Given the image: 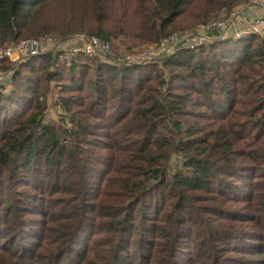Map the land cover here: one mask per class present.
Returning <instances> with one entry per match:
<instances>
[{
  "label": "trees",
  "instance_id": "obj_1",
  "mask_svg": "<svg viewBox=\"0 0 264 264\" xmlns=\"http://www.w3.org/2000/svg\"><path fill=\"white\" fill-rule=\"evenodd\" d=\"M56 1L0 0V46L61 33ZM248 1L134 5L161 37L189 10ZM236 37L181 40L157 61L166 73L54 51L0 59V264H264V32ZM52 81L65 117L45 122Z\"/></svg>",
  "mask_w": 264,
  "mask_h": 264
},
{
  "label": "rangeland",
  "instance_id": "obj_2",
  "mask_svg": "<svg viewBox=\"0 0 264 264\" xmlns=\"http://www.w3.org/2000/svg\"><path fill=\"white\" fill-rule=\"evenodd\" d=\"M253 5L255 4L250 0L237 7L232 12H223L210 18L225 19L236 12V15H238L236 24L242 26L246 22L245 16L250 15L251 19H256L258 16L263 15V12L255 14L254 7L262 11L258 6H254L245 11L249 6ZM142 11L143 8L139 10L136 9L134 0H57L55 5L48 11L47 18L51 23H54L61 29V33H51L49 35L59 39L63 38L72 43L75 41L77 35L92 34L90 31H96L99 28L110 30L115 34V37L111 42V44H113L112 51L107 57L118 62L124 60V57L128 53L151 46L160 38L167 35L175 34L176 44H181L182 36L185 35L182 27L185 28L187 25V27H189L202 20L209 19L202 17L195 19L196 17L193 15L192 11L189 10L187 13L183 14V18L186 19V21H180L181 19L178 20L180 23L176 21L170 28L171 31L169 34L156 37V32L151 28V25L144 21ZM262 32H264V30ZM243 36L244 35H240L236 38H243ZM89 58L91 60L88 62L92 64L97 61L96 58L105 60L104 57L98 55L90 56ZM150 64L157 65L156 68L160 67L165 73L168 70L164 62H154ZM4 68L5 67L1 65L0 72H2ZM147 70L151 71L152 68L149 67ZM59 86L60 84L57 85L54 81L50 82L49 87L52 88V91H49L47 95L48 108L44 117L45 122L57 121L65 117L63 110H61L62 108L56 103L55 99L59 91ZM49 87L46 83H40L39 85L40 91L42 92H47ZM215 87L217 88V86ZM12 114V110H8V117L12 116ZM244 185L246 186L245 182L237 186L235 191L237 195L243 196L245 194L246 189L243 190ZM247 229L250 230V228ZM62 264H66V261Z\"/></svg>",
  "mask_w": 264,
  "mask_h": 264
},
{
  "label": "built area",
  "instance_id": "obj_3",
  "mask_svg": "<svg viewBox=\"0 0 264 264\" xmlns=\"http://www.w3.org/2000/svg\"><path fill=\"white\" fill-rule=\"evenodd\" d=\"M252 2L264 9V0H252ZM236 14L235 12L225 19L211 18L202 21L195 28L186 30L185 35L182 36L184 44L197 48L203 44L214 43L230 35L256 34L264 30V12L262 16H258L256 19H248L242 26L236 24L238 18ZM175 45L176 35H167L160 38L155 45L128 53L122 61L125 63L161 61ZM48 51L59 53L64 58H70L75 54L107 57L112 51V44L110 41L95 34L77 35L72 43L51 35L24 37L0 46V59H9L17 64L32 56ZM10 72L12 70L6 75L0 74V79H4Z\"/></svg>",
  "mask_w": 264,
  "mask_h": 264
},
{
  "label": "crops",
  "instance_id": "obj_4",
  "mask_svg": "<svg viewBox=\"0 0 264 264\" xmlns=\"http://www.w3.org/2000/svg\"><path fill=\"white\" fill-rule=\"evenodd\" d=\"M254 6H257V5L255 4V5H253V6H249L245 11H247L248 9H250V8H252V7H254ZM258 8H261V7L258 6ZM253 9H254V11H255V14L264 12V9H262V8H261L262 11L257 10L256 7H254ZM248 19H250V15L245 16V21H247Z\"/></svg>",
  "mask_w": 264,
  "mask_h": 264
}]
</instances>
